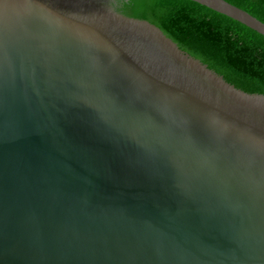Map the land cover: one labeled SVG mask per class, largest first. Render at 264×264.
Returning a JSON list of instances; mask_svg holds the SVG:
<instances>
[{"label": "water", "instance_id": "obj_1", "mask_svg": "<svg viewBox=\"0 0 264 264\" xmlns=\"http://www.w3.org/2000/svg\"><path fill=\"white\" fill-rule=\"evenodd\" d=\"M119 1L0 0V264H264V94Z\"/></svg>", "mask_w": 264, "mask_h": 264}, {"label": "trees", "instance_id": "obj_2", "mask_svg": "<svg viewBox=\"0 0 264 264\" xmlns=\"http://www.w3.org/2000/svg\"><path fill=\"white\" fill-rule=\"evenodd\" d=\"M264 23V0H226ZM122 14L159 27L230 84L264 94V36L191 0H122Z\"/></svg>", "mask_w": 264, "mask_h": 264}]
</instances>
